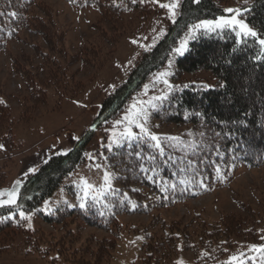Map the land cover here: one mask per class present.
Instances as JSON below:
<instances>
[{"label":"trees","instance_id":"1","mask_svg":"<svg viewBox=\"0 0 264 264\" xmlns=\"http://www.w3.org/2000/svg\"><path fill=\"white\" fill-rule=\"evenodd\" d=\"M65 1L71 7L90 8L97 14L92 23L97 35L74 50L66 43L65 28L55 20L58 11L54 5L42 0H0V51L15 40L27 47L10 52L8 67L0 75L2 154L19 148L15 122L31 120L34 111L45 104L48 90L58 101L82 90L84 79L78 72L84 67L100 66L112 54L121 19L124 21L126 16L133 15L145 22L161 0H136L135 3L133 0ZM224 1L182 0L179 14L168 24L162 37L135 57L125 80L102 99L98 124L108 122L124 109L130 97L164 64L189 24L222 14ZM238 8L257 35L264 37V0H241ZM13 12L15 17L9 15ZM25 30L36 37L22 34ZM262 49L264 46L256 37L241 38L237 43L231 28L196 31L184 53L176 58L174 76L205 69L212 81L178 82L162 98L161 106L154 110L160 122L189 123L195 127L192 145L178 152L162 144L161 153L150 137L137 135L136 139L111 148L105 144L98 146L94 152L95 161L104 159L107 162L118 185H111L101 202L86 199L84 209L78 202L70 204L66 199L52 202L46 210L42 203L85 160L89 134L67 151L50 154L37 166L35 173L22 175L17 198L19 208L0 207V255L10 252L42 258L52 255L54 260L87 264L92 259L93 264H98L110 256L116 236L89 234L84 244H77L76 232L68 228L70 221H75L77 231L87 225L109 230L118 224V214H149L169 208L226 184L238 167L264 164ZM10 79L16 81L17 89H7ZM14 108L18 110L16 118ZM10 157L6 155L0 160V187L10 185L13 180L7 166ZM63 189L72 196L76 193L71 182L64 184ZM21 211L33 212L43 222L58 225L62 231L47 232L40 226L29 228L27 220L20 218ZM238 213H225L215 221L194 217L168 222H164L159 212L153 214L149 224L151 230H147L141 245L142 264H177L173 256L179 249L190 252L194 263H219L237 237L247 235V230L252 229L253 225L249 229L244 225L256 212H247L246 219ZM157 226L160 233L155 232ZM93 240L96 241L94 247L89 245ZM88 253L91 258L85 257ZM244 264L254 263L248 260Z\"/></svg>","mask_w":264,"mask_h":264},{"label":"rangeland","instance_id":"2","mask_svg":"<svg viewBox=\"0 0 264 264\" xmlns=\"http://www.w3.org/2000/svg\"><path fill=\"white\" fill-rule=\"evenodd\" d=\"M42 1L51 3L57 9L58 14L56 13L55 20L68 33L66 35V43L69 45V49L74 50L86 42L89 43L97 35V31L92 25L97 15L95 10L90 8L76 9L75 7H71L65 0ZM239 1L241 0H225L223 9H236L238 8ZM167 2L169 0L159 1L157 8L150 13L145 22H140L132 14H130L132 16H126L124 21L123 19L119 21L120 25H117L119 34L117 40L114 42L112 54L100 66L84 67L78 72V76L84 79L83 88L78 94L58 101L57 97L52 94V91L48 90L45 104L40 105L34 111V117L31 120L26 123L15 122V138L20 142V146L19 148L15 147L11 151H5L4 154L0 153V160L3 156H11L7 166L13 176L10 185L3 187V189L11 188L16 180L22 179V175L29 168H37L41 161L50 154L67 151L82 136L89 134L85 160L70 175L66 176L53 193L43 201L42 208L46 210L51 206L52 202L61 199L68 200L70 204H74L75 202L80 204L84 197L80 184L81 177H84L90 184L95 186L89 192L88 198L93 200L92 197L103 190V194L96 200H93L95 202L103 201L104 195L109 189L105 187L104 173L107 171L111 174L110 185L117 186L118 184L115 181L114 171L104 159L95 161L94 152L102 144H105L109 148V144L112 147L122 144L124 141H129V139H120L118 143H112V141L118 139L120 133L125 131L126 126V122L120 125H116L115 122L122 120L127 109L134 101H152L156 105L155 108L146 105L148 117L145 127L150 133L160 138L161 146L164 144L181 152L192 145L194 141L193 131H196L195 127L189 123L160 122L154 115V110L161 106L162 98L169 91V88L162 82L163 79H167L168 83L172 86L178 82L185 84L189 80L196 79L202 80L205 83L212 81L211 74L205 69L185 71L175 77L176 58L179 55L174 52V49L178 48L181 42L187 38L190 26L199 23L201 20H215L221 16H229L230 14L225 11L215 17L200 18L189 24L168 53L164 64L146 79L140 89L130 97L124 109L114 115L108 122L98 124L97 119L99 107L105 95L125 80L135 57L162 37L158 36L161 29H163L164 34L168 24L173 21V19L169 18L168 10L160 7L161 3ZM181 2L182 0H180V5ZM179 9L180 6L177 9L178 14ZM238 19H242L256 32L241 14L238 16ZM22 34H28L31 38L36 37L31 33L29 34L27 30L23 31ZM256 38L258 41L264 39L263 36L259 35ZM189 39H187V46ZM134 40L137 43H133L132 41ZM141 45H148L149 47L145 48ZM21 49H27L25 43L15 40L10 42L8 48L0 51V75L4 74L8 67L10 52ZM161 72H167L168 75L157 79V74ZM6 87L12 91L18 88V84L15 80L10 79ZM157 97H160V99H156ZM17 115L18 110L14 108V118ZM131 129L136 135H143L140 129L134 125L131 126ZM75 137H79V139H75ZM110 137L112 141H110ZM97 165L99 167H96ZM230 178L224 185L215 186L207 192L169 208L152 211L149 214H118V224L109 230L87 225L81 229L79 228L77 231L75 221H70L68 228L76 232V236H78L75 239L77 244H84L85 242L83 241L89 234H92L93 237L103 235L116 236V245L111 250L110 256L98 264H142L141 245L145 239V233L147 230H151L149 226L150 218L157 212H159L164 222L174 219L187 221L194 217L215 221L225 213L233 211L235 213L239 212L238 214L243 215V218L246 219L248 218L247 212H256L252 220L244 225L248 229L253 225L252 229L249 230L250 232L247 230V235L237 237L234 246L220 259V262H213L212 264H225L229 257L239 253H244V263L250 260L254 264H264V253L250 250L249 248L250 245H264V239H261V237H264V221L263 223L260 222L264 220V164L252 167H238ZM70 182L76 188L74 196L66 193L63 189L64 184ZM29 214L31 215L32 228L40 226L45 231L52 233L62 231L58 225L53 226L43 222L33 212L26 213V215ZM155 232L160 233L158 226L155 227ZM95 243L96 241L93 240L89 242V245L94 247ZM87 255L85 256L86 258H91L92 256L89 253ZM51 256L42 258L33 254L28 256L23 253L10 252L9 254L0 255V264H76L73 261H64L58 258L54 260ZM173 259L177 264L178 262H182V264H200L194 263L190 252L181 249L176 252ZM90 261L87 264H93L92 259Z\"/></svg>","mask_w":264,"mask_h":264},{"label":"snow or ice","instance_id":"3","mask_svg":"<svg viewBox=\"0 0 264 264\" xmlns=\"http://www.w3.org/2000/svg\"><path fill=\"white\" fill-rule=\"evenodd\" d=\"M136 0H133V3H135ZM143 2V0H141ZM180 6V0H169L167 3H161L160 7L165 8L168 10V15L170 19H175L177 13V9ZM226 13H229V16H221L215 20H201L199 23L192 25L189 27V33L187 38L181 42L180 46L176 49H174V52L178 55H182L184 51L187 48V39L188 38H195V32L199 29H205L209 32L215 31L216 29H225V28H231L233 31H235L236 37H237V43L240 42L241 38H247L249 36L251 37H257V33L253 31L242 19H238V16L241 14L242 9L240 8H227L224 10ZM9 15L15 17L16 13H9ZM239 29V30H237ZM163 35V29H161L158 36ZM158 38V37H157ZM133 43H137V41H132ZM259 44L261 46H264V39L259 40ZM142 47H149L148 45H141ZM262 52H264V49H262ZM168 75L167 72H161L157 74V79L166 77ZM169 90L172 89V85L168 83L167 79H163L162 81ZM187 87V85H185ZM156 99H160V97H157ZM2 102V101H0ZM146 105H150L151 107L155 108L156 105L152 103V101H134L129 108L127 109L125 115L123 116L122 120H117L115 122L116 125H120L122 123L126 122L125 131L123 133H120L117 140L112 141V138L110 137V141L112 143H118L120 139H129L133 140L137 138L136 133H134L131 129V126L134 125L135 127L140 129V132L143 133L144 136L150 137L152 141H155V147L160 150L161 153H163V148L161 147L160 138L157 137L155 134L150 133L149 130L145 127V123L147 121L148 117V110ZM95 127V126H93ZM75 139H79V137H75ZM4 145L0 144V149H3ZM109 148H111V144H109ZM60 154V153H58ZM66 154V153H64ZM91 158V157H90ZM44 163H47V160L44 161ZM96 167H99L97 165ZM38 169L37 168H29L26 173H24L25 176H27L29 173H35ZM217 173L219 174V168H217ZM104 182L105 187L110 188V180H111V174L107 171L104 173ZM21 180H16L11 188L7 189H0V207H11L15 206L19 208V204L17 202L18 194H19V187L21 185ZM80 184L81 188L84 192V197L82 198V201L80 203V207L82 209L86 208V203L84 202L89 195V192L93 190L95 187L94 185L90 184L84 177L80 178ZM103 194V190L100 193H97V195H94L92 197L93 200H96L100 195ZM47 204V202H45ZM50 211V210H49ZM20 218L27 220L28 224L27 227L31 228V215H26L23 211L19 213ZM10 218V217H9ZM261 239H264V237H261ZM250 250H254L257 252L264 253V245H250ZM244 253H239L237 255L229 257L228 261L225 262V264H244ZM178 264H182V262H178Z\"/></svg>","mask_w":264,"mask_h":264},{"label":"crops","instance_id":"4","mask_svg":"<svg viewBox=\"0 0 264 264\" xmlns=\"http://www.w3.org/2000/svg\"><path fill=\"white\" fill-rule=\"evenodd\" d=\"M0 189H3V187H0Z\"/></svg>","mask_w":264,"mask_h":264}]
</instances>
